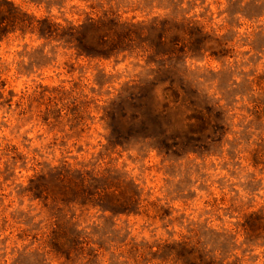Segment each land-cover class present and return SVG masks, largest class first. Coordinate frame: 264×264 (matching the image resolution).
Instances as JSON below:
<instances>
[{
  "label": "rangeland",
  "instance_id": "1",
  "mask_svg": "<svg viewBox=\"0 0 264 264\" xmlns=\"http://www.w3.org/2000/svg\"><path fill=\"white\" fill-rule=\"evenodd\" d=\"M12 1L61 24L107 10L133 21L185 17L221 38L226 55L184 60L201 106L171 118L182 125V112L215 104L205 120L214 124L203 136L186 127L182 147L164 152L133 136L108 143L110 132L136 129L125 120L139 106L131 94L154 86L146 55H77L19 29L1 38L0 264H199L202 255L205 264H264V0ZM62 164L125 172L141 191L139 211L75 205L62 215L30 189ZM71 222L85 243L54 251L50 238L71 237Z\"/></svg>",
  "mask_w": 264,
  "mask_h": 264
},
{
  "label": "trees",
  "instance_id": "2",
  "mask_svg": "<svg viewBox=\"0 0 264 264\" xmlns=\"http://www.w3.org/2000/svg\"><path fill=\"white\" fill-rule=\"evenodd\" d=\"M15 29H19L22 34H35L47 42H57L75 50L77 55L87 57L109 58L123 52L146 55L145 65H153L149 70L154 73L151 81L154 86L145 94H131L133 99H138L135 108L138 103L139 106L125 122L136 124V129L129 133L121 129L115 130L116 133L110 132V138L115 141L108 138L109 144L117 145L116 141L124 142L125 137L133 136L166 152L182 147L183 136L190 133L186 127L199 129L191 134L200 136L212 129L214 123H211V112L215 104L202 106L201 111L195 114L182 112V125L177 124L180 119L173 121L170 113L180 108L196 110L201 106L189 93L191 82L183 65L184 60L204 51H209L210 55L217 58L226 55L225 42L213 34L204 35L197 22L167 15L133 21L121 19L115 12L107 10L95 17L87 16L78 24H61L48 17L30 16L12 0H0V39ZM161 72L165 77L158 78L157 74ZM146 101L149 104L144 106L147 110L144 112ZM30 182V189L38 191V194L33 192L34 197L40 198L43 194L44 200L50 198L54 206H61L58 212L62 215L65 214L63 208L75 205L97 208L112 216L137 213L141 206L138 185L125 172L113 168L95 171L93 168H71L62 164L50 168L47 173ZM71 228L72 235L69 238L56 235L50 238V246L54 251L69 253L76 245L85 243L76 222H71ZM60 239L64 242H60ZM202 256L199 264L206 263Z\"/></svg>",
  "mask_w": 264,
  "mask_h": 264
}]
</instances>
